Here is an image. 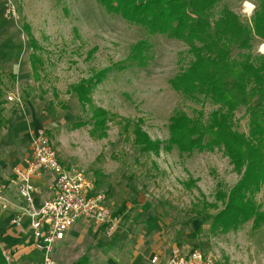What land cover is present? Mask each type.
I'll list each match as a JSON object with an SVG mask.
<instances>
[{
    "label": "rangeland",
    "instance_id": "obj_1",
    "mask_svg": "<svg viewBox=\"0 0 264 264\" xmlns=\"http://www.w3.org/2000/svg\"><path fill=\"white\" fill-rule=\"evenodd\" d=\"M9 4L14 15L8 17ZM257 9L255 0H220L208 18L215 22L230 10L248 25ZM140 40L151 46L146 68L128 60ZM246 55L258 66L264 40L253 38L249 49L234 50L231 58L241 62ZM192 60L182 42L150 36L107 14L97 0H0L6 121L0 144L9 146L8 123L14 117L27 127L30 141L41 131L62 168L91 180L110 212L104 229L84 223L78 236L68 238L78 240L67 243L65 264L83 253L95 264H107L98 253L110 256V264H149L150 255L165 261L173 248L184 255L199 251L218 264H264V222L253 228L249 221L227 232L214 228L223 197L240 178L224 152L180 154L165 148L174 113L205 122L219 110L202 95L183 97L170 88L169 81ZM79 83H90L84 101L74 92ZM9 95L20 102H7ZM96 111H101L98 121ZM232 124L248 136L243 108ZM155 144L159 147L151 150ZM253 200L263 213L264 188Z\"/></svg>",
    "mask_w": 264,
    "mask_h": 264
},
{
    "label": "trees",
    "instance_id": "obj_2",
    "mask_svg": "<svg viewBox=\"0 0 264 264\" xmlns=\"http://www.w3.org/2000/svg\"><path fill=\"white\" fill-rule=\"evenodd\" d=\"M219 1L97 0V3L107 14L144 29L150 36L166 37L187 46L193 60L169 81L170 88L183 97L202 95L219 110L212 112L205 122L174 113L169 119L165 148L170 151L175 147L180 154L214 149L224 152L240 175L227 197H223L226 198L223 208L213 219L214 228L227 232L249 221L253 222V228L264 222V212H259L253 200V195L264 188V59L256 66L250 55L241 62L231 58L234 50L249 49L253 38L264 40V0H255L258 9L248 25L230 10L211 23L208 15ZM150 50L147 41H138L131 48L130 65L146 68ZM35 72L34 69L37 80ZM89 88L90 83H79L74 92L84 101ZM1 105L0 92V132L6 126ZM240 108L249 116L248 136L233 129L232 119ZM96 112L98 121L101 111ZM158 147L151 145V150ZM0 264H5L1 250Z\"/></svg>",
    "mask_w": 264,
    "mask_h": 264
},
{
    "label": "built area",
    "instance_id": "obj_3",
    "mask_svg": "<svg viewBox=\"0 0 264 264\" xmlns=\"http://www.w3.org/2000/svg\"><path fill=\"white\" fill-rule=\"evenodd\" d=\"M7 9L6 15L13 16V5ZM11 13V14H10ZM7 102L18 104L16 95H9ZM18 192L26 207L12 219V224L20 226L22 218L29 220V229L34 240V246L42 251V259L35 264H56L53 253L57 243L64 240L66 233L80 220H91L98 225L111 222L106 196L94 191L92 181L81 173H72L62 168L57 152L50 146L41 131H37L30 141V154L21 169L15 170ZM55 175L51 196L34 205L35 187L32 180L43 174ZM0 200L1 197H0ZM3 208L6 205L3 204ZM1 255L5 264H15L13 251L0 242ZM151 264H218L211 256L199 251L182 254L174 249L162 263L154 256Z\"/></svg>",
    "mask_w": 264,
    "mask_h": 264
},
{
    "label": "crops",
    "instance_id": "obj_4",
    "mask_svg": "<svg viewBox=\"0 0 264 264\" xmlns=\"http://www.w3.org/2000/svg\"><path fill=\"white\" fill-rule=\"evenodd\" d=\"M9 125L10 143L6 147L2 141L0 144V230L2 234V243L10 248L14 253L15 264H35L41 261L42 251L34 246V240L29 229V220L27 217L22 218L20 226L12 224V219L22 213L26 205L20 198L18 192V182L16 181L15 170L24 167L25 162L30 154L29 133L27 127L19 126L18 117ZM7 125V126H8ZM18 125V126H16ZM19 140V141H16ZM55 175L52 173L43 174L40 177H35L32 183L35 187L33 194L34 205L39 206L43 200L51 196L50 188L53 186ZM3 204L6 208H3ZM84 223H95L91 220H80L73 228H71L65 235L63 241L56 244L53 257L56 264H65V258L68 256L69 241L78 239L75 238L82 232ZM97 224V223H96ZM102 228V227H101ZM176 248H173L174 250ZM170 251V253L172 252ZM169 253V255H170ZM153 253L150 255L149 264L154 256H157L163 263L164 260L160 255ZM102 257V261L107 264L111 263L110 256L98 253ZM169 257V256H168ZM91 256L83 253L78 256L75 261L70 264H95L91 262ZM114 259V257H112ZM115 260V259H114Z\"/></svg>",
    "mask_w": 264,
    "mask_h": 264
}]
</instances>
